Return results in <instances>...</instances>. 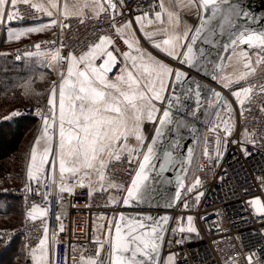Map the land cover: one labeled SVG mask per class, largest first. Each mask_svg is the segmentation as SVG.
Here are the masks:
<instances>
[{
	"label": "snow or ice",
	"instance_id": "1",
	"mask_svg": "<svg viewBox=\"0 0 264 264\" xmlns=\"http://www.w3.org/2000/svg\"><path fill=\"white\" fill-rule=\"evenodd\" d=\"M21 3L46 16L47 22L29 27L7 26L9 41H18L23 36L42 33L52 27L62 30L68 26L65 19L83 16L85 9L96 15L107 14L111 9L109 23L127 47L122 51L112 36L101 34L86 50L78 54L67 51L63 56L59 49L41 50L42 42H36L35 55L51 57L49 66L54 63L59 69L58 80L52 82L47 96L48 112L38 111L43 127L31 146L26 166L30 183L25 188L33 192L32 181L36 182L37 194L40 189L47 188L48 191L43 193L45 205L53 190L57 200H63L65 193L71 195L78 188H86L89 198L96 193L103 195L107 189V204L113 206L121 202L124 207L151 202L156 184L172 183L164 179V173L177 164L183 171L184 160L190 161L193 157L191 144L186 145V157L183 151H178L183 139L182 130L196 131L195 126L184 119V114L196 117L203 104L209 108L215 105L216 117H221V110L226 117L222 122L224 134L228 136L233 127L232 104L238 103L242 109L249 97L251 89L248 87L232 91L233 76L235 80H243L249 71L238 70L225 76L222 75L225 66L216 61L230 52V61L250 69L251 57L241 46L264 52V24H259L264 22V0L259 6V15L258 10L244 0H187L186 5L180 6L195 8L197 22L193 25L185 23L183 27L179 13L167 8L162 0L154 18H149L148 11H142L121 24L116 23V15L118 7L125 6L123 0H106V3L99 0L80 3L77 0L74 4L61 3V0L35 3L33 0H0V23L5 18L9 25L13 21H22L24 17L18 10ZM120 15L123 19V14ZM164 15L166 20L162 18ZM145 21L153 26L151 30ZM253 21L259 26H252ZM142 39L150 43L156 55L141 46ZM213 41L217 48H223L217 53L216 60L211 59L212 54L205 47ZM261 52L256 55L264 59ZM63 65H66V71ZM199 77L211 83H201ZM213 83L229 91L235 100L224 96L212 86ZM187 101H194V104L189 106ZM218 128L219 125H212V129ZM166 133L174 135L169 138ZM245 137L255 146L254 135L245 133ZM214 143L219 163L223 156L221 146H226L227 140L217 136ZM207 144L205 140L203 155L211 159ZM242 150L245 156L251 155L243 144ZM123 159L131 166L129 178L117 182L108 169L111 161ZM176 183L179 186L173 201L180 198L181 188L191 192L201 181L195 177L189 186L178 174ZM202 195V192H196L197 203ZM249 203L256 213L264 215V201L260 197L251 198ZM173 206V202L167 205L168 208ZM183 207L189 208L186 200ZM48 211V207L33 203L26 215L35 221L38 217H46ZM100 219L104 222L93 226L91 240L85 242L86 246L92 245L87 247V255L82 251L78 254L75 245L58 253L55 246L62 242L57 240L55 232L49 235L48 224L44 222L42 236L31 246L33 264H57L55 256L58 254L63 256L59 264H161L162 245L167 239L172 217L166 214L156 218L142 210L135 214L119 211L111 218L101 214ZM186 219L187 227L180 217L179 227L171 228L174 235L177 231L181 234V239L175 241L178 245L191 240L192 234L199 235L194 217L188 215ZM57 220H60L59 214ZM59 230L63 231L62 224ZM174 258L175 254L169 253L163 264H174ZM248 259L251 262V254Z\"/></svg>",
	"mask_w": 264,
	"mask_h": 264
},
{
	"label": "built area",
	"instance_id": "2",
	"mask_svg": "<svg viewBox=\"0 0 264 264\" xmlns=\"http://www.w3.org/2000/svg\"><path fill=\"white\" fill-rule=\"evenodd\" d=\"M157 1L123 0L125 6L122 9L118 7L116 23L121 24L134 18L137 11L140 14L142 11H148L149 18H154V5ZM18 10L24 19L13 21L10 25L40 22L47 19L46 16L37 14L35 10L23 3L18 5ZM121 13L123 19H121ZM111 15V9H108L107 14L100 13L99 15L86 10L83 16L69 17L64 20L68 26L62 30L55 27L48 34L28 39L22 43L8 47L0 46V61L10 59L21 62L28 57L26 53L35 55L37 52L35 44L38 41L42 42L41 50L59 49L63 56H66L67 51L78 54L97 41L101 34L112 36L117 47L125 51L127 47L123 45L122 40L109 23ZM8 25L5 18L3 26ZM45 41L48 43H43ZM63 67L65 69L66 65ZM248 87L251 91L249 97L245 99L243 108L241 109L238 103L232 104L231 123L233 127L230 135L225 136L224 134L222 121L226 117L223 110H221L220 118L215 115V105L207 113L197 142L193 163L185 178L186 185L191 186L195 177L200 178L201 184L193 187L191 192L184 189L175 208L169 211L172 219L169 221L167 239L162 245L161 264L169 253L175 254L174 264H264V215L256 213L249 203L254 197H260L261 201H264V77L252 80L248 83ZM217 90L222 91L223 95L230 100H235L229 91L218 86ZM46 100L42 105L20 107L15 111L17 114L13 116H33L41 120L38 111L48 112ZM213 124L219 125V128L212 129ZM245 133L255 136V146L247 142ZM217 136H220L222 140H227L226 146L223 144L221 146L223 156L219 163H217L214 152V142ZM205 140L208 142L211 159L203 155ZM242 144L243 148L251 154L250 156L244 155ZM130 167L126 159L113 160L110 162L108 171L115 181L125 182L129 178ZM29 183L28 179H25L20 186L0 190V194H12L21 201V224L3 233L8 243L15 236H22L25 255L28 259H31V246H34L43 234L44 222L48 224L49 235L55 232L57 240L62 242L55 246L58 253H63L65 248L71 249L75 245L78 254L82 251L87 255V247L92 245L86 246L85 242L91 240L93 226L104 222L100 219L101 214L111 218L114 214L124 210L122 202L118 206L107 204V189L105 194L96 193L89 198L86 188H78L71 195L65 193L63 200H57L53 190L45 205L43 193L48 189H40V194H37L34 188L33 192H28L25 185ZM197 191L203 193L198 203L195 201ZM185 200L188 202V209L183 207ZM33 203L48 207V215L38 217L35 221L28 218L26 213ZM58 214L60 220H57ZM188 215L194 217V224L199 235L192 234L191 240L178 245L175 241L181 239V234L177 231L174 235L171 228L179 227L180 217H183V224L187 227ZM61 224L63 225L62 232L59 230ZM169 240L171 243L168 242ZM250 254L252 255L251 262L248 259ZM55 259L59 264L63 256L58 254Z\"/></svg>",
	"mask_w": 264,
	"mask_h": 264
},
{
	"label": "trees",
	"instance_id": "3",
	"mask_svg": "<svg viewBox=\"0 0 264 264\" xmlns=\"http://www.w3.org/2000/svg\"><path fill=\"white\" fill-rule=\"evenodd\" d=\"M53 79V72L40 68L34 57L21 62L0 61V178L6 180L1 185H8L10 179L18 183L26 177L32 140L40 125L36 117H15L9 113L28 104L41 105ZM21 208L18 197L0 194V226L16 227ZM2 231L0 264H33L32 259L26 258L22 236L17 235L8 243Z\"/></svg>",
	"mask_w": 264,
	"mask_h": 264
},
{
	"label": "water",
	"instance_id": "4",
	"mask_svg": "<svg viewBox=\"0 0 264 264\" xmlns=\"http://www.w3.org/2000/svg\"><path fill=\"white\" fill-rule=\"evenodd\" d=\"M106 3V0H104ZM244 3L250 4L251 7L253 9H257V15H259V6L262 3V0H244ZM259 24H264V22H259ZM259 24L256 21L252 22V26L254 27H258ZM223 44V39H221V45ZM247 47V45H244ZM206 50L208 52H210L212 54L211 59L216 60L217 57V53L220 51H223V48H217L215 45V41H213L212 44L210 45H206ZM196 49L194 48V51ZM229 53H225V55L223 56L222 59L216 61L221 63L222 65L225 64V61L228 57ZM209 71H211V66H209ZM193 75L195 76V73H193ZM200 82L201 83H211L209 80L203 78V77H199ZM213 87L217 88L216 84H212ZM187 104H189V106H192L194 104V101H187ZM209 107L206 104H203L201 109L198 110L197 112V116L196 117H191L188 116L187 113L184 114V119H186L187 121H189L191 124H193L195 126L196 131L193 132L191 128L189 129H184L181 132V136L183 137V139L181 140V148L178 151H183L185 157L187 156L186 153V145L191 144L193 147V157L191 158V160H184V165H183V171L181 170V166L179 164L175 165L174 168L170 167L165 173H164V179L165 180H171L172 183H158L155 185V193H154V198L151 202H145L143 205H137L135 203H133V205L131 207H124L122 211H125L129 214H135L137 212L140 211H146V212H150V214L153 217L159 218L160 216L163 215H169L171 217V213L169 212L170 210L174 209L178 200L173 201L172 198L175 197V191L176 188L179 186L176 183V176L179 174L180 177L184 180L185 183V178L191 168V165L193 163V159L195 156V151H196V146H197V142L199 140V137L201 135V131H202V125L205 121V118L207 116V113L209 111ZM166 135L170 138L172 135H174L173 133H166ZM163 149L161 150V154H162ZM174 155H176V153H173ZM184 188H181V194L183 192ZM169 202H173V207L172 208H168L167 205L169 204Z\"/></svg>",
	"mask_w": 264,
	"mask_h": 264
},
{
	"label": "crops",
	"instance_id": "5",
	"mask_svg": "<svg viewBox=\"0 0 264 264\" xmlns=\"http://www.w3.org/2000/svg\"><path fill=\"white\" fill-rule=\"evenodd\" d=\"M33 2L34 3L38 2V0H33ZM39 2H42V0H39ZM65 2H67L69 4H74V3H77V0H61V3H65ZM79 2L80 3H84V2H86V0H79ZM87 2H91V0H87ZM99 2L105 3L104 0H102V1L99 0ZM162 2L170 10L177 11L179 13L180 19H181V27H183V25L185 23L188 24V25H193L194 23L197 22L194 19V15H195V12H196L195 8H188V7H181L180 6L181 4L186 5L187 4V0H171V3H170V0H162ZM160 3H161V0H158L157 3L154 5V10L155 11H160V7H159ZM86 10L91 11L90 9H85L84 12ZM139 14H140V12H138V11L135 12V15H139ZM162 18L166 20L167 16L164 15ZM46 22H47V19L43 20V21H40V22H32V23H25V24H21V25H10V26L14 27V28L29 27V26H33L35 23H46ZM145 24H146V27L148 28V30L152 29L153 26L147 25L146 22H145ZM54 28L55 27H52L51 29L46 30L45 32H42V33H33V34L28 35V36H23L18 41L17 40L9 41L7 39V26H3V22H2V23H0V43L1 44H5V45H9V46L14 45V44H19V43H22V42H24V41H26L28 39H32V38H35V37H38V36H41V35H44V34H48ZM137 35L140 36L141 34L137 31ZM141 46L143 48H145L147 51L152 52L154 55L157 54L156 50H154L151 47L150 43L143 41V39L141 40ZM28 57L29 58H33V57L36 58L38 66L40 68H47L50 71H52L53 74H54L53 81L58 80L59 69L55 68V64L54 63H53L52 67L49 66V61H50L51 57L45 58L43 56H37V55H32V56H28ZM161 58H163L162 54H161ZM65 71H66V67H65ZM49 93H50V91H49ZM49 93H48V95H49ZM42 127H43V122H42V120H40V125H39V128H38V131L36 132V134H35V136H34V138L32 140V144L35 142V137L40 134V131H41ZM148 128L151 129V125H149ZM32 144H31V146H32ZM30 150H31V148H30ZM29 159H30V154H29ZM31 186H32V188L36 189V187H37L36 182L32 181L31 182Z\"/></svg>",
	"mask_w": 264,
	"mask_h": 264
},
{
	"label": "rangeland",
	"instance_id": "6",
	"mask_svg": "<svg viewBox=\"0 0 264 264\" xmlns=\"http://www.w3.org/2000/svg\"><path fill=\"white\" fill-rule=\"evenodd\" d=\"M0 46H2V47H8L9 45H5V44H1L0 43ZM241 47L244 50H246V51L249 52V55L251 57V59L249 61V63H250V69H245L242 64L239 65V66H236L235 65V62L234 61H230L228 59V57H227V59L225 61V64H224L225 67H223V71H222V75H225V76H231L234 72H237L238 70L249 71V75L245 79H243V80H235V78L233 76V80H232V91H236V90H238L241 87H248V83L251 82L252 80H255L257 78H263L264 77V59H259V57L256 55V53L257 52H261V50L255 48V47L249 49L248 47H246L244 45H242ZM261 55L264 56V52H261ZM258 59H259V62H257ZM51 87H52V83L50 84V87H49V90L47 92V95H48ZM45 100H46V97H45L43 103L45 102ZM36 105H39V104H34V105L33 104H28L26 106H36ZM18 108H20V107L15 108V110L11 111L9 113V115L11 116L12 113L15 112L16 109H18ZM10 178H12V176H10L9 179ZM25 179H27V174H26V177L22 181H20L18 183H14L10 179V180H7L8 182L11 181V183H9L8 185H1V183L4 182V181H6V180L4 178H0V190H2V189L4 190V188H9V187H17V186H20L24 182ZM21 221H22V208H21V212L18 215V222H17L16 227H18L21 224ZM16 227H14V228H16ZM0 228H1V230L3 229L2 233L5 230H7V229H11L8 226H2V225L0 226ZM1 230H0V234H1Z\"/></svg>",
	"mask_w": 264,
	"mask_h": 264
}]
</instances>
